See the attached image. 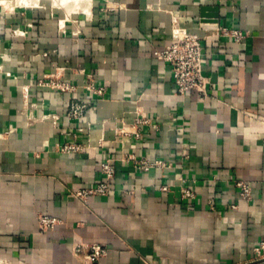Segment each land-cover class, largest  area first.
Segmentation results:
<instances>
[{
  "label": "crops",
  "instance_id": "0c3cea01",
  "mask_svg": "<svg viewBox=\"0 0 264 264\" xmlns=\"http://www.w3.org/2000/svg\"><path fill=\"white\" fill-rule=\"evenodd\" d=\"M2 4L0 264H264L253 252L264 240V0ZM202 11L217 17L204 22ZM174 27L202 37L204 99L177 93L154 55L173 42ZM222 27L246 36L237 42ZM56 72L81 87L92 74L106 93L72 119L71 99L88 95L37 85ZM137 113L156 116L160 130L123 136ZM62 142L88 146L69 154ZM123 153L173 166L140 171L118 161L108 195H74L102 179L103 160ZM237 180L250 184V200ZM183 187L195 197L182 198ZM41 213L62 223L40 231ZM80 242L103 243L108 255L87 263Z\"/></svg>",
  "mask_w": 264,
  "mask_h": 264
},
{
  "label": "built area",
  "instance_id": "2783aa9c",
  "mask_svg": "<svg viewBox=\"0 0 264 264\" xmlns=\"http://www.w3.org/2000/svg\"><path fill=\"white\" fill-rule=\"evenodd\" d=\"M220 34L233 37L235 41L239 42L246 36V34L236 28L222 27L219 29ZM173 42L156 49L154 55L163 60L171 69L173 79L176 85L177 93L184 95L189 91H196L200 99L208 96V88L210 78L204 73V65L202 59V37L194 32H189L185 28L174 27L172 29ZM88 81L81 87L63 78L61 73H51L43 76L38 80L37 85L41 87H48L57 90L61 93H76L81 88L86 92L88 98L79 99L73 97L71 99L67 115L72 118H82L92 105V98L94 96L102 97L106 93L103 86H98L92 74H88ZM44 117L51 118L54 121L59 119L56 113L45 114ZM175 120V117H171ZM154 125L160 130V123L156 116L145 115L137 113L133 119L132 126L135 128L132 132L122 130L123 136L133 138L134 140L142 139L144 135V128L146 126ZM82 142H62L57 145L60 152L69 154L82 153L87 147ZM122 162L132 165L140 171H149L152 169H169L173 164L161 158H151L147 155L137 156L135 153H123L120 157H110L102 161L100 171L102 179L92 187H85L75 190L74 195L80 199L87 200L94 195L106 196L111 191L112 180L116 174V162ZM235 185L239 188V195L242 199L250 200L252 197L251 186L247 181L237 180ZM164 191L169 190L168 185L161 186ZM182 198L191 199L195 197L193 189L183 187L181 189ZM38 224L40 231H48L54 229L62 223L59 217L41 213L38 215ZM76 250L81 251L86 248L85 259L87 263H94L106 257L109 248L99 242L83 243L76 245ZM254 258L257 261L264 260V240L260 241L254 248Z\"/></svg>",
  "mask_w": 264,
  "mask_h": 264
},
{
  "label": "rangeland",
  "instance_id": "374dc122",
  "mask_svg": "<svg viewBox=\"0 0 264 264\" xmlns=\"http://www.w3.org/2000/svg\"><path fill=\"white\" fill-rule=\"evenodd\" d=\"M34 1L36 0H8V1H2L3 3V7L6 9H11V6L13 5H31L32 3H34ZM55 4L59 3V0H53Z\"/></svg>",
  "mask_w": 264,
  "mask_h": 264
},
{
  "label": "water",
  "instance_id": "95a60500",
  "mask_svg": "<svg viewBox=\"0 0 264 264\" xmlns=\"http://www.w3.org/2000/svg\"><path fill=\"white\" fill-rule=\"evenodd\" d=\"M201 15H202V17L204 18L203 20H204V22H212V21H210V20H212V19H210V18H213V17H217V15H216V13L214 14V15H209V13H206L205 11H202V13H201ZM209 18V19H208ZM264 261V260H263Z\"/></svg>",
  "mask_w": 264,
  "mask_h": 264
},
{
  "label": "bare ground",
  "instance_id": "6f19581e",
  "mask_svg": "<svg viewBox=\"0 0 264 264\" xmlns=\"http://www.w3.org/2000/svg\"><path fill=\"white\" fill-rule=\"evenodd\" d=\"M61 1V0H60ZM76 1H78V0H63V3L64 4H68V3H70V2H76Z\"/></svg>",
  "mask_w": 264,
  "mask_h": 264
}]
</instances>
